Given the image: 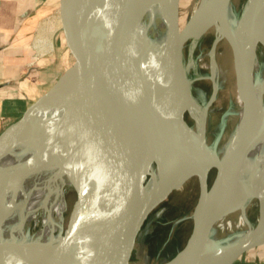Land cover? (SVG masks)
Instances as JSON below:
<instances>
[{
	"label": "bare ground",
	"instance_id": "6f19581e",
	"mask_svg": "<svg viewBox=\"0 0 264 264\" xmlns=\"http://www.w3.org/2000/svg\"><path fill=\"white\" fill-rule=\"evenodd\" d=\"M208 2L203 0L201 6ZM172 7L173 0H147L144 7L140 0L136 6L135 0H122L120 6L125 34L128 33L129 24L134 30L133 42L129 44L123 41L122 45L127 49L128 44L129 47L136 46L159 94L163 93L173 66ZM228 9L229 4H225V1L209 8L189 29L187 40L196 42L205 34H215L216 46L209 54L210 80L214 89L220 87V79L237 73L249 92V106L258 107L261 102L264 104V67L260 56L264 32L259 35L253 31V24L259 20L264 31V0H248L241 17L236 21L229 20ZM220 43L226 49L222 60H218L216 49ZM233 44L235 49L232 48ZM190 69L185 66V79L171 94L178 106L188 108L200 133L203 117L189 95ZM236 96L239 109L234 114L238 116L237 135L241 137L252 126L253 117H248L245 102L237 89ZM29 127L39 130L43 136L29 135ZM95 127H102V117L92 105L79 72H75L61 84L48 105L30 110L2 139L0 264H70V236H64V233L65 217L69 215H66L69 210L67 191L72 188L70 155L73 150L66 137L78 139L81 147L87 149L92 143L91 134ZM183 137L184 133L169 118L166 119L160 130L148 135L137 160L133 163L126 161L115 167L107 181L103 206L111 208L112 213L121 205L128 208L133 192L142 189L139 179L142 180L143 174L150 177L147 187L142 191L143 196H146L175 172L190 166L193 160H199L200 152H192L193 134L191 141L181 147L175 140ZM245 147L247 153L244 160L232 168L227 176L220 171L216 173L215 180L219 177V181L209 193V202L214 205L222 201L220 211L226 210L233 197L239 194V184L251 178L255 183L253 198L264 194V119ZM45 154H49V157L45 158ZM226 220L224 218L217 224L222 231L226 227H247L237 242L257 236L264 227L261 222L251 229L246 211L239 214L235 223ZM220 253L221 249L208 246L197 257L200 264H220L217 262Z\"/></svg>",
	"mask_w": 264,
	"mask_h": 264
},
{
	"label": "water",
	"instance_id": "95a60500",
	"mask_svg": "<svg viewBox=\"0 0 264 264\" xmlns=\"http://www.w3.org/2000/svg\"><path fill=\"white\" fill-rule=\"evenodd\" d=\"M140 1L144 7L147 0ZM224 1L229 4L231 0H209L207 4L200 5L187 25L181 29V0H173V66L162 94L154 88L136 46L129 47L133 42L134 30L129 24L128 33L125 34L120 12L122 0H64L54 12L52 18L56 19L55 23H50L52 38L56 47H60L62 42H68L73 50L74 61L68 63L53 87L27 112L48 105L61 84L71 74L79 72L92 105L102 117V127L92 130V143L89 148H82L81 142L76 138L66 137L73 150L70 155V171L72 188L77 196L69 219L70 264H130L137 237L148 217L173 192L183 188L193 178L198 180L200 193L192 215V232L183 249L167 264H200L197 254L208 246L221 249L217 256L220 264H234L246 253L264 248V227L257 236L246 241H236L226 247L221 246L220 242L210 240L213 229L220 220L234 211H245L251 200L260 202L259 224L264 223V194L253 198L255 183L252 178L239 184V194L233 197L226 210L220 211L222 201L214 205L209 202V193L219 181L218 177L210 188V173L216 170L227 176L232 168L244 160L247 153L245 145L264 119V104L261 102L254 108L249 106V92L242 84L240 75L236 73V89L245 102L248 117H253V124L241 137L237 135L236 128L228 147L222 156H218L205 137L207 109L202 110L199 107L190 91L189 95L203 117L199 133L186 120L188 108L178 106L171 94L185 79L184 49L189 29L209 8ZM137 2L139 0H135V6ZM129 21L130 19L128 23ZM253 31L259 35L264 32L259 20L254 22ZM123 41L129 43L128 49L122 45ZM260 45L264 47V43L261 42ZM217 91L214 89L213 98ZM27 112L8 127L0 135V139L5 132L23 120ZM168 118L184 133L182 139L175 140L179 146H186L193 134L192 152H200V159L193 160L191 167L188 165L175 172L146 196H143L142 191L150 179L147 183H143V178L139 179L142 181L139 185L142 189L133 192L130 206L126 209L121 205L112 213L111 208L103 206L111 173L119 164L137 160L148 135L154 130H160ZM28 134L43 136L32 127L28 128ZM228 241L230 238L225 240Z\"/></svg>",
	"mask_w": 264,
	"mask_h": 264
},
{
	"label": "rangeland",
	"instance_id": "374dc122",
	"mask_svg": "<svg viewBox=\"0 0 264 264\" xmlns=\"http://www.w3.org/2000/svg\"><path fill=\"white\" fill-rule=\"evenodd\" d=\"M202 1L203 0H181V29L187 25ZM247 2L248 0H231L229 2L228 18L230 21H236L241 17ZM53 12L54 9L51 7L49 10L50 15L48 14L45 25L40 26L37 32V43L35 44L37 47V56H33V59H35L33 65H39L43 60L45 61V59L49 57V51L52 47H56V42L52 40V35L50 33V23H55L56 20L52 18L54 15ZM214 46H216V35L213 33L203 35L196 42L191 40L188 41L184 49V62L186 67H191L188 72V79L191 83L192 96L202 110L207 109L205 117V137L207 143L218 156H222L225 147L230 143L229 141H231L236 132V120L238 116L234 113L239 109V105L236 100L235 75L232 76L229 74L226 75L225 79H220V87L218 88L215 98H213L215 87L210 80L209 54ZM216 49L218 60H222L223 54L226 51L225 47L220 43L217 45ZM260 49L261 64L264 67V47L260 45ZM72 60H70L69 64H71ZM59 75L60 74L56 75V77ZM186 120L191 126H195V120H193L188 112L186 113ZM12 128L5 132L0 139V142L8 132L12 130ZM48 157L49 154H45V158ZM216 173V170H213L210 173V187L214 183ZM148 177V175L143 174V183H147L150 179ZM67 193L69 210L66 215H69H65L64 236L69 235V219L77 200L74 188H70ZM199 193L200 189L198 180L197 178H193L183 187V189L181 188L180 190L173 192L168 199L151 213L139 232L130 264H167L178 255L185 246L192 232V215L198 202ZM245 211L247 219L252 227L251 229H255L261 220L260 202L258 200L249 201L246 205ZM241 212L242 211L240 210L232 212L235 215L230 213V215L227 216L226 221L230 220L235 223ZM246 230L247 227L233 229L226 227V229L222 231L220 227L216 226L213 229L210 240L220 242L221 246L226 247L229 244L238 241L240 236H242ZM228 238H230V241L225 242ZM259 255L264 258V249L258 248L246 253L241 257V260L242 262L255 260L256 262L264 263V260L259 259Z\"/></svg>",
	"mask_w": 264,
	"mask_h": 264
},
{
	"label": "crops",
	"instance_id": "0c3cea01",
	"mask_svg": "<svg viewBox=\"0 0 264 264\" xmlns=\"http://www.w3.org/2000/svg\"><path fill=\"white\" fill-rule=\"evenodd\" d=\"M63 3L64 0H0V135L53 87L56 75L72 60V48L62 42L60 47H52L45 61L33 65L37 32L45 25L50 8L55 12ZM241 259L234 264H264ZM259 259L264 260L260 255Z\"/></svg>",
	"mask_w": 264,
	"mask_h": 264
}]
</instances>
